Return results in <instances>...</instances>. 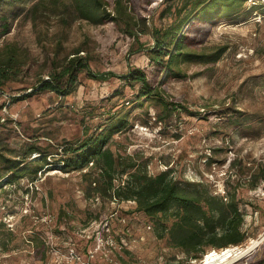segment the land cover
<instances>
[{
  "label": "rangeland",
  "instance_id": "1",
  "mask_svg": "<svg viewBox=\"0 0 264 264\" xmlns=\"http://www.w3.org/2000/svg\"><path fill=\"white\" fill-rule=\"evenodd\" d=\"M35 2L0 5V46L16 42L26 51L18 73L0 90V264H205L210 250L222 249L189 257L168 234L159 236L156 220L135 200L96 192L91 179L99 170L92 162L81 169L63 166V148L105 129L114 115L129 121L108 143L117 156L133 157L153 175L169 170L185 186L200 183L220 195L235 191L248 233L241 246H254L222 264H264V0H247L245 12L212 25L186 24L191 48L225 51L217 61H181L175 73L150 58L149 27L171 23L183 0H127L139 19L138 39L123 22L93 23L78 18L71 5L61 20L33 12ZM77 49L94 71L143 68L178 106L167 110L143 94L139 81L94 78L85 69L69 92L38 86ZM3 156L24 159L31 170L8 182Z\"/></svg>",
  "mask_w": 264,
  "mask_h": 264
},
{
  "label": "trees",
  "instance_id": "2",
  "mask_svg": "<svg viewBox=\"0 0 264 264\" xmlns=\"http://www.w3.org/2000/svg\"><path fill=\"white\" fill-rule=\"evenodd\" d=\"M2 1L0 0V5ZM126 1L114 0L112 10L109 0H70L69 4L64 0H36L32 10L33 12L45 10L48 15L57 14L64 20L67 12L65 9L71 5L78 18L93 23H102L108 18L116 20L119 24L123 22L122 28L138 39L139 35L134 30V25L139 19L129 11ZM246 1L183 0L182 4L175 5L173 12L176 17L171 23L164 27L154 25L149 27L153 36V43L147 47L150 58L158 64L167 66L171 73L180 71L181 61H217L225 51V46L202 51L191 48L187 43L189 35L185 25L195 22L201 26H208L220 18H234L245 12L243 9ZM172 6V3H169L170 9ZM257 7L252 6V10ZM25 52L16 42L0 46V90L5 80L18 73L19 65L25 62ZM80 52L81 50L77 49L69 54L63 63L55 62L56 70L52 72L51 78H41L38 86L69 92L71 82L77 78V73L85 69L88 75L94 78L108 79L111 76H118L130 82L139 81L143 94L158 98L167 110L178 106L167 101L161 90L152 85L143 68L132 66L122 74L111 70L94 71L90 67L88 57ZM164 55H168V58L164 59ZM64 77H68L66 81ZM21 96L24 95L16 98ZM128 123L126 115L111 116L105 129L88 133L77 144L64 147L61 156L63 166L81 169L92 162L91 166L99 170L97 179H91L96 182L94 187L96 192L108 198L135 200L139 210L156 220L159 236L168 234L172 244L187 252L191 258L202 257L208 247L223 249L227 246L241 245L247 239L248 233L243 228L245 214L236 192L220 195L210 192L200 183L185 186L176 180L169 170L153 175L148 172L146 165H141L133 157L117 156L108 143L112 135L124 129ZM50 153H45L43 157L47 163H49L47 156ZM2 158L5 160L7 170L11 171L8 182L16 181L19 176L31 170L25 165L24 159L7 156ZM41 166L43 165H40V168ZM38 168L32 171L37 173ZM117 174H120V180L114 183ZM170 217L173 220L168 226L165 221Z\"/></svg>",
  "mask_w": 264,
  "mask_h": 264
},
{
  "label": "bare ground",
  "instance_id": "3",
  "mask_svg": "<svg viewBox=\"0 0 264 264\" xmlns=\"http://www.w3.org/2000/svg\"><path fill=\"white\" fill-rule=\"evenodd\" d=\"M253 246L254 243L251 242L245 246L236 245L224 247L221 250L213 249L206 254L203 262L205 264H222L229 261L230 259H236L238 257L244 256L248 251L250 252Z\"/></svg>",
  "mask_w": 264,
  "mask_h": 264
}]
</instances>
